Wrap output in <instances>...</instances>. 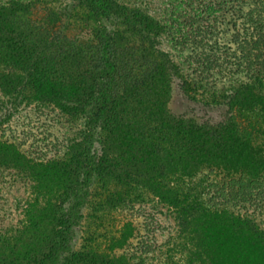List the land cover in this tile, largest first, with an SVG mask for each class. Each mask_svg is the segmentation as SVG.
Instances as JSON below:
<instances>
[{
	"label": "rangeland",
	"instance_id": "rangeland-1",
	"mask_svg": "<svg viewBox=\"0 0 264 264\" xmlns=\"http://www.w3.org/2000/svg\"><path fill=\"white\" fill-rule=\"evenodd\" d=\"M17 1L31 3L27 17L34 27L50 29L83 46H98L97 31L105 26L109 32L119 30L121 52L128 53L135 43L144 48L145 56L159 50L171 58L178 68L166 70L168 87L154 83L148 93L144 85L143 95L136 97L138 102L127 100L136 111L144 109L148 114L160 105L170 117L212 128L231 113L223 96L250 81L254 73L252 67L246 68L241 48L254 27L253 19L259 10L264 11L258 0H112L156 21L160 25L157 34H147L138 26L126 27L112 15L99 18L89 0ZM142 50L136 54L141 55ZM130 86H122L120 95L138 93V88ZM27 99L20 97L11 103L12 98L0 91V136L14 142L28 159L42 164L69 161L85 131V114H68L53 103ZM244 114L264 127V117L257 110ZM94 131L92 146L97 155H114L118 142L99 128ZM158 135L157 131L152 138L146 134L145 140L137 138L140 147L128 151L136 156V164L129 159L135 168L127 169L126 174L107 175L100 170L89 179L72 177L79 198H69L71 203L85 199L80 203V222L74 227L73 253L62 254L59 264L72 263L79 252L98 253L119 264H187L188 252L175 246L180 239L179 218L176 206L162 197L166 187L174 189L170 197L176 192L187 197L185 203H201L220 212L225 222L218 227L222 231L209 233L222 232L227 244L213 256V264H264V165L244 167L241 160L235 163L227 155L220 165L212 154L182 172L175 154L171 175L162 179ZM58 176H34L31 171L0 167V264H34L48 256L57 238L46 230L49 216L43 212V197L53 189L49 203L61 204L59 197L67 179ZM199 232V238L206 234ZM252 237L261 240L254 249L247 241ZM240 238L246 240L237 247Z\"/></svg>",
	"mask_w": 264,
	"mask_h": 264
},
{
	"label": "trees",
	"instance_id": "trees-1",
	"mask_svg": "<svg viewBox=\"0 0 264 264\" xmlns=\"http://www.w3.org/2000/svg\"><path fill=\"white\" fill-rule=\"evenodd\" d=\"M89 1L99 18L106 19L112 15L126 27L138 26L147 34L159 32L160 25L138 10L128 9L112 0ZM256 2L264 4V0ZM30 5L17 0L0 1V91L12 98L11 103L20 97L22 100L32 98L53 103L68 114L83 112L86 116L79 148L69 161L42 164L41 161L28 159L14 142L0 136L1 168L31 171L34 176L41 177L59 174L58 177L67 179L59 197L61 204L49 203L48 197L53 189L44 193L43 212L49 216L46 230L57 239L51 243L50 252L46 254L48 256L35 260L34 264H59L62 254L73 253L74 227L80 222V203L84 202L85 197L82 202L71 203L69 198L75 201L79 198L78 187L73 185L72 177L89 179L100 170L107 175L126 174L127 169L135 168L136 156L128 151L140 147L137 142L139 136L144 139L146 134L149 139L159 132L162 179L171 175L175 154L180 160L179 169L182 172L199 164L200 158H211L212 154L220 165H224L223 160L227 155L230 159L235 158V163L241 160V166L252 167L256 163L258 168H262L264 127L255 119L246 117L244 112L254 109L264 117V11H258L259 14L252 21V31L242 41V58L246 68L252 67L254 73L250 81L240 83L223 96L231 113L217 126L205 129L198 127L191 119L168 116L160 105L158 109L149 110L148 114L144 109L136 111L128 106L127 100L139 101L136 97L140 93L143 95L141 87L144 85L148 93L154 83L168 87L169 72L166 73V70L178 67L162 51L153 50L152 54L145 56L144 48L131 43L128 53L121 52L122 38L117 36L119 30L109 32L105 26L97 31L98 46H83L66 36L56 35L50 29L34 27L27 17ZM139 48L141 55L136 54ZM154 54L157 56L154 57ZM142 67L143 70L140 69ZM129 84L132 88H138V93L121 96L122 86ZM97 128L106 137L118 142L114 155L108 156L103 152L97 155L94 151L92 136ZM171 189H163L162 197L177 208L180 239L175 246L188 252L187 264H213V256L223 251L227 244L222 232L220 235L209 233L213 229L222 231L218 227L225 222L221 220L220 212L205 208L201 203H185L187 197L176 192L170 197L169 193L174 191ZM67 200L70 204L64 207L63 203ZM235 227L241 228L237 223ZM34 228L38 231V224ZM200 229L206 232L201 238ZM245 240L238 239L236 246ZM261 240L253 238L247 241L254 249L260 246ZM13 245L16 247V243ZM189 248L194 250L190 251ZM72 261L69 264H119L117 259L90 252L76 253Z\"/></svg>",
	"mask_w": 264,
	"mask_h": 264
}]
</instances>
